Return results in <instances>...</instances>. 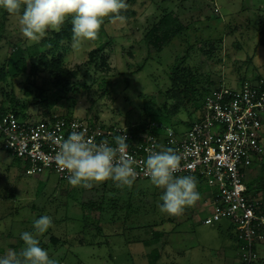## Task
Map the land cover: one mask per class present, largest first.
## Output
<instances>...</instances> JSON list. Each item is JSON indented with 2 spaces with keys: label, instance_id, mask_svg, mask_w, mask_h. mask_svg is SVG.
I'll return each mask as SVG.
<instances>
[{
  "label": "rangeland",
  "instance_id": "rangeland-1",
  "mask_svg": "<svg viewBox=\"0 0 264 264\" xmlns=\"http://www.w3.org/2000/svg\"><path fill=\"white\" fill-rule=\"evenodd\" d=\"M127 4L121 13L126 23L105 18L98 38L85 41L81 51L71 47V18L65 23L70 28L49 30L34 43L23 37L17 17L0 9V75L15 50L21 48L35 60L49 51L48 42L62 30L71 38L62 41L57 54L64 56L66 70L78 73L30 77V69L17 75L12 66L13 76L0 79V102L11 107L15 99L19 111L36 117L45 109L37 104L43 93L52 115L107 124L141 123L151 113L169 111L171 124L185 131V124L196 118V103L170 96L194 87L201 98L208 81L240 90L241 81L264 80V0ZM167 15H173L170 26L176 22L173 34L168 41L152 43L147 35L157 28L162 38L160 23ZM94 52L99 57L93 59ZM63 82L66 87H61ZM27 83L33 86L30 97L25 94ZM175 106L179 109L173 114ZM248 186L264 208V160L253 167ZM197 190L200 199L172 216L160 211L163 190L151 181L134 182L131 189L117 188L111 180L72 187L54 175L26 176L22 163L0 149V257L8 249L19 252L24 247L21 233L35 235L34 221L48 215L52 226L37 239L57 264H150L156 250L159 264H241L235 229L228 222L203 224L208 188L198 182ZM258 251L264 264V244Z\"/></svg>",
  "mask_w": 264,
  "mask_h": 264
},
{
  "label": "built area",
  "instance_id": "built-area-1",
  "mask_svg": "<svg viewBox=\"0 0 264 264\" xmlns=\"http://www.w3.org/2000/svg\"><path fill=\"white\" fill-rule=\"evenodd\" d=\"M213 83V81H212ZM3 108L0 102V110ZM99 144L126 135L128 149L136 163L135 182L150 181L145 162L161 146L181 155L176 176L192 175L208 190L203 197L205 226L228 222L242 243L241 264H255L264 244V212L261 200L250 194L248 181L254 166L264 160V80L246 81L240 90L217 82L204 98L203 109L187 130L157 122L106 123L97 119L51 115L36 119L0 111V148L22 163L29 177L57 176L68 181V172L55 163L58 142L73 131Z\"/></svg>",
  "mask_w": 264,
  "mask_h": 264
},
{
  "label": "clouds",
  "instance_id": "clouds-1",
  "mask_svg": "<svg viewBox=\"0 0 264 264\" xmlns=\"http://www.w3.org/2000/svg\"><path fill=\"white\" fill-rule=\"evenodd\" d=\"M127 0H0V9L16 16L20 31L29 42L39 43L49 30L60 31L71 18L72 44L74 51H81L85 41H94L105 18L112 23H126L122 11L127 10ZM73 131L58 142L55 163L68 172L72 187H91L113 181L117 188L131 189L138 177L134 168L136 161L127 154L126 135L113 137L114 146L108 140L99 144L86 138L83 131ZM181 165V155L173 148L161 146L151 151L145 162V175L151 184L163 190L159 209L162 213L177 216L200 199L195 176H176ZM52 226V218L41 216L34 221L35 235L24 231L21 239L24 247L19 251L8 249L0 264H57L40 246L37 236L46 233Z\"/></svg>",
  "mask_w": 264,
  "mask_h": 264
},
{
  "label": "trees",
  "instance_id": "trees-1",
  "mask_svg": "<svg viewBox=\"0 0 264 264\" xmlns=\"http://www.w3.org/2000/svg\"><path fill=\"white\" fill-rule=\"evenodd\" d=\"M173 15H167L166 17L163 18V20H161L160 23V30L162 31L163 37L159 38L157 36L158 31L157 28L153 29L148 35H147V39L149 41L153 42H159V40L163 39V42L168 41L169 37L171 36V34H173V26L176 25V22H173V25L170 26V22L169 19H172ZM170 26V27H169ZM70 28L67 24H64L63 26V30L64 29H68ZM61 31L59 33H55V38L51 41H49L48 45L50 47L48 52H45L44 54H42L39 58H35V60L33 59L34 56H32L31 54L28 55L27 52H25L23 49L18 48L17 50H15V52L13 53V59H11L10 62L5 63L4 66H2L1 68V75H0V79L3 81H7L9 79V77L13 76V72H12V66H14V69L16 70L17 75H26V72L28 71V69H30L31 73H30V77H42L43 74H47L49 77H78V73L77 72H73V71H68L65 69L64 67V56L62 54H57L59 50H61V46L63 44V40L65 39H70L71 35L69 34L68 31ZM159 45V43H156L155 46ZM100 52H94L92 53V58L94 59V57H99ZM172 77V76H171ZM183 77V76H182ZM58 83V82H57ZM245 82L241 81V85H243ZM28 86L30 87V90H27L28 87H26V95L27 96H31L33 95V91L31 90V88L33 89V86L30 85V83H27ZM212 82L208 81L207 85L204 89V92L200 96L198 95V92L196 91V89H194V87H189L183 91H181L178 95L175 96H170L169 98L171 99H175V100H179L180 98H184V100L188 101L189 103L191 102H195L196 103V118L189 122L186 123L185 125L187 126V128L190 127L191 123H194L198 120L199 118V114L203 109V104H204V98L205 96L208 94L210 87L212 86ZM34 85V84H33ZM174 87H176V82L174 80L173 82ZM32 86V87H31ZM67 86V82H63L61 87H66ZM170 93V92H169ZM168 93V95H169ZM43 95V93H42ZM42 95L39 97V101L37 104H39L40 106H42L44 109V111L39 115L36 116V119L39 118H49L52 114L50 113L49 110H47V108L50 109V101L47 98H43ZM3 108L0 110L1 112H13L16 115H24L27 117V113L26 112H22L19 111V109L17 108L18 104L16 102L15 99L12 100V106H8L6 105V103H2ZM22 109H24L26 107L25 104H21L20 105ZM179 107L175 106V110L173 112V114L178 112ZM166 111V109L164 108V112ZM170 112L168 111L169 114ZM164 114L163 112H156V113H151L149 117L146 118L145 121L141 122L145 124H148L150 122H157V123H162V124H167V125H171V117H167L168 115ZM35 117V116H34ZM70 117V116H68ZM174 127V126H173ZM1 149V148H0ZM249 187V186H248ZM251 188V187H250ZM251 191V190H250ZM254 193L257 194V191L254 190ZM263 212H264V208H263ZM233 228V227H232ZM242 243L238 240V247H241ZM160 261V255L158 253V251H152V253L150 254V264H159ZM263 260L259 259L258 262H256L255 264H262Z\"/></svg>",
  "mask_w": 264,
  "mask_h": 264
},
{
  "label": "crops",
  "instance_id": "crops-1",
  "mask_svg": "<svg viewBox=\"0 0 264 264\" xmlns=\"http://www.w3.org/2000/svg\"><path fill=\"white\" fill-rule=\"evenodd\" d=\"M206 212H208V210H206Z\"/></svg>",
  "mask_w": 264,
  "mask_h": 264
}]
</instances>
